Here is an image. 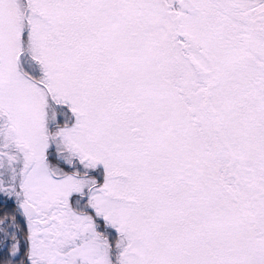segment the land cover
Masks as SVG:
<instances>
[{
	"label": "snow or ice",
	"instance_id": "snow-or-ice-1",
	"mask_svg": "<svg viewBox=\"0 0 264 264\" xmlns=\"http://www.w3.org/2000/svg\"><path fill=\"white\" fill-rule=\"evenodd\" d=\"M0 264H264V0H0Z\"/></svg>",
	"mask_w": 264,
	"mask_h": 264
}]
</instances>
